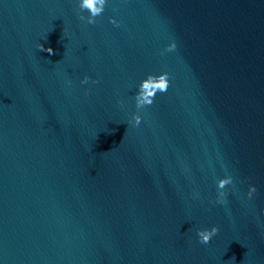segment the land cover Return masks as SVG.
<instances>
[{
	"label": "water",
	"instance_id": "water-1",
	"mask_svg": "<svg viewBox=\"0 0 264 264\" xmlns=\"http://www.w3.org/2000/svg\"><path fill=\"white\" fill-rule=\"evenodd\" d=\"M83 2L0 0V264H264V0Z\"/></svg>",
	"mask_w": 264,
	"mask_h": 264
},
{
	"label": "clouds",
	"instance_id": "clouds-1",
	"mask_svg": "<svg viewBox=\"0 0 264 264\" xmlns=\"http://www.w3.org/2000/svg\"><path fill=\"white\" fill-rule=\"evenodd\" d=\"M96 0H84L83 4L81 5L82 7H87L91 15L93 17L97 16L100 12L101 9H97L95 7ZM83 19V17H81ZM96 21L95 19H88L87 23L89 24H94ZM111 22L114 25L119 24V22L115 19V17L111 18ZM177 47V44L175 41L170 43L166 51L171 52L175 50ZM41 51H47L50 55L54 54V51L51 47H48L45 49L44 45H40ZM170 74L167 71H163L161 73L157 74H149L147 78H145L139 87V91L136 94V106L138 109L143 108L146 105H152L154 103L155 97L157 92H166L170 86V79H169ZM90 77L85 76L82 83H87ZM134 123L135 125H139L143 119L140 113L136 114L134 117ZM232 183V177L229 176L227 178H223L218 182V188L223 189L227 184ZM257 192V188L255 184H252L249 186L248 190V197L251 198L255 193ZM225 196L224 191H220L219 195L217 196V202L223 203ZM219 232V226H213L210 229H200L198 231V237L199 240L202 244H207L211 241L212 237L216 235Z\"/></svg>",
	"mask_w": 264,
	"mask_h": 264
}]
</instances>
